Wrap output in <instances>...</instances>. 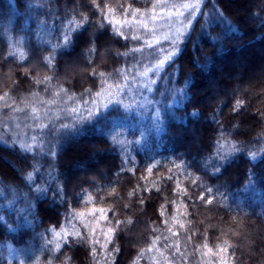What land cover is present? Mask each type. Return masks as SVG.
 I'll use <instances>...</instances> for the list:
<instances>
[{
	"label": "trees",
	"instance_id": "obj_1",
	"mask_svg": "<svg viewBox=\"0 0 264 264\" xmlns=\"http://www.w3.org/2000/svg\"><path fill=\"white\" fill-rule=\"evenodd\" d=\"M0 264H264V0H0Z\"/></svg>",
	"mask_w": 264,
	"mask_h": 264
},
{
	"label": "rangeland",
	"instance_id": "obj_2",
	"mask_svg": "<svg viewBox=\"0 0 264 264\" xmlns=\"http://www.w3.org/2000/svg\"><path fill=\"white\" fill-rule=\"evenodd\" d=\"M185 5H196L194 1L192 2H188V3H185ZM192 8L191 7H187L185 8L184 7V4L182 5V7H180L178 9V13H180L181 15H184V13L188 10H191ZM197 10V9H196ZM197 12L198 11H195L194 13H192L191 15H193V18L196 17L197 15ZM190 21V20H189ZM179 34H173V35H170V36H167V41L169 42H172V43H176L179 39L180 36H178ZM258 72H255V74H257ZM58 235V234H57ZM7 247V258H10V259H17L19 261H22L23 260V257L22 255L19 254L18 252V249L16 250V248L14 247V245L12 243H7L6 245Z\"/></svg>",
	"mask_w": 264,
	"mask_h": 264
},
{
	"label": "snow or ice",
	"instance_id": "obj_3",
	"mask_svg": "<svg viewBox=\"0 0 264 264\" xmlns=\"http://www.w3.org/2000/svg\"><path fill=\"white\" fill-rule=\"evenodd\" d=\"M96 7H99V6L96 5ZM184 7H185V8H187V7H191L192 10L195 11L196 8H197V5H184ZM137 11H139V10H137ZM117 23H119V21H117ZM64 40H65L66 42H69V37L66 35V36L64 37ZM238 103H240V102H238ZM65 127H66V126H65Z\"/></svg>",
	"mask_w": 264,
	"mask_h": 264
}]
</instances>
